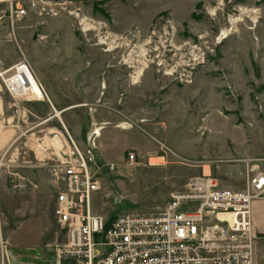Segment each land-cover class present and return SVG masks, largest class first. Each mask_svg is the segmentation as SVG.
I'll use <instances>...</instances> for the list:
<instances>
[{
	"label": "rangeland",
	"instance_id": "1",
	"mask_svg": "<svg viewBox=\"0 0 264 264\" xmlns=\"http://www.w3.org/2000/svg\"><path fill=\"white\" fill-rule=\"evenodd\" d=\"M44 2L54 12L30 7L13 21L10 1L0 0V71L26 59L62 111L44 122L54 115L45 98L3 128L19 130L0 150V241L16 258L34 244L36 259L26 261L54 264L52 249L65 240L36 158L61 120L83 149L102 127L95 151L109 167L99 171L92 208L107 219L158 213L196 177L242 190L249 175L264 173V0ZM4 90L7 100L25 101ZM16 173L23 186L14 185ZM256 202L264 228V199ZM255 233V260L264 264V232Z\"/></svg>",
	"mask_w": 264,
	"mask_h": 264
},
{
	"label": "built area",
	"instance_id": "2",
	"mask_svg": "<svg viewBox=\"0 0 264 264\" xmlns=\"http://www.w3.org/2000/svg\"><path fill=\"white\" fill-rule=\"evenodd\" d=\"M9 1L13 21L14 16L24 17L30 7L39 15L54 12L44 0H30L29 7L25 0ZM33 80L37 77L26 59L0 71V81L13 98L47 99L55 112L40 82L42 97H31L38 96ZM61 124L62 130L50 131L52 141L41 147L43 156L36 155L48 172L54 214L65 233L64 242L52 249L54 264H258L252 203L264 199L263 172L249 175L242 190L220 187L211 176L196 177L184 191L173 193L162 211L123 212L109 223L92 208L102 187L99 171L109 167L95 151L102 127L94 126L86 137L89 148L83 149L62 120ZM22 180L14 185L23 186ZM0 251L3 264H19L2 240Z\"/></svg>",
	"mask_w": 264,
	"mask_h": 264
},
{
	"label": "crops",
	"instance_id": "3",
	"mask_svg": "<svg viewBox=\"0 0 264 264\" xmlns=\"http://www.w3.org/2000/svg\"><path fill=\"white\" fill-rule=\"evenodd\" d=\"M1 69L2 68L0 67V70ZM44 102L46 101L45 100H35V99L25 100L22 103L16 102L12 99L7 100L3 84L0 81V150H4L5 148H7L9 143L18 135L19 130H18V127L15 125H13V127L8 130H3V128L7 125V123L13 121L15 117L17 118V117L23 116L24 109L29 112L36 111L35 108L40 107L41 105L44 104ZM53 117L55 116L53 114H50L49 117H47L45 120L47 119L50 120ZM255 204H257L256 200H254L252 203L253 224H254V228L256 229V231L259 233H262L264 232V228H260V226L257 227L258 222L256 220V215L254 212ZM36 249L37 247L34 244L31 246H23L19 248V252L17 255L18 263L19 264H31V262H27L26 260L30 258L36 259V255L34 254ZM45 252H46L45 254V257H46L48 250H45ZM45 257L43 255V259Z\"/></svg>",
	"mask_w": 264,
	"mask_h": 264
},
{
	"label": "bare ground",
	"instance_id": "4",
	"mask_svg": "<svg viewBox=\"0 0 264 264\" xmlns=\"http://www.w3.org/2000/svg\"><path fill=\"white\" fill-rule=\"evenodd\" d=\"M243 12H245V10H243ZM253 12H255V10H253ZM230 20L232 21V24H233V23L240 21L241 18L240 17H232ZM228 33H230V30H227V32L225 31V34H228ZM140 54H142V55H140ZM140 54H139V56L145 57L147 55V52L143 49H140ZM147 61L148 60H146V62H144L143 68L138 69L137 76L134 77V82H136L139 79V77L143 74L144 68H146V66L148 67L149 64ZM167 73L171 74V71H168ZM37 82H39L38 79H37V81L36 80L32 81L33 88L36 91V93L38 94V96L35 93L33 95H31V97H33V98L42 97V95L40 94V91L38 90ZM61 113H62V111H59L56 109V111L54 112V116L59 117V116H61ZM55 141H57V140L55 139Z\"/></svg>",
	"mask_w": 264,
	"mask_h": 264
},
{
	"label": "trees",
	"instance_id": "5",
	"mask_svg": "<svg viewBox=\"0 0 264 264\" xmlns=\"http://www.w3.org/2000/svg\"><path fill=\"white\" fill-rule=\"evenodd\" d=\"M116 216H117V215H116ZM116 216H115V217H116ZM115 217H113V218L109 219V223H110V222H111V221H112V220H113Z\"/></svg>",
	"mask_w": 264,
	"mask_h": 264
},
{
	"label": "water",
	"instance_id": "6",
	"mask_svg": "<svg viewBox=\"0 0 264 264\" xmlns=\"http://www.w3.org/2000/svg\"><path fill=\"white\" fill-rule=\"evenodd\" d=\"M45 254H46V252L44 253V257H45Z\"/></svg>",
	"mask_w": 264,
	"mask_h": 264
}]
</instances>
